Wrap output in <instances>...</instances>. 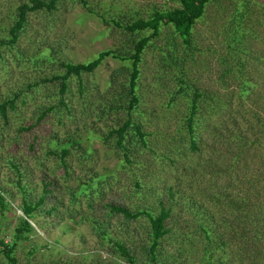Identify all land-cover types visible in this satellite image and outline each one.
I'll return each instance as SVG.
<instances>
[{
    "label": "rangeland",
    "instance_id": "obj_1",
    "mask_svg": "<svg viewBox=\"0 0 264 264\" xmlns=\"http://www.w3.org/2000/svg\"><path fill=\"white\" fill-rule=\"evenodd\" d=\"M241 1L245 16L239 36L234 14ZM27 2L0 0V41H7L17 7ZM55 5L51 12L28 13L14 47L0 50V104L14 101L6 107V119L0 115V189L9 202V209L0 211L4 244L14 241L24 218L9 163L23 174L28 200H37L44 184L49 190L28 220L32 232L16 243V264H126L115 242L128 249L136 264H149L148 220H125L110 213L108 205L157 215L160 201L173 208L166 222L170 231L156 251L158 264H264V0H215L193 26L189 50L179 44L165 58L155 48L142 54L139 104L131 112L147 134V148H132V159L144 162L137 173L141 186L134 188L130 170H119L99 184L97 194L76 199L71 194L80 184L115 171L122 159L113 137L104 138L125 122L129 65L107 57L92 73L81 75L83 93L70 77L64 81L63 107V81L53 80L63 74L60 63H86L105 50L126 54L141 34L131 36L122 26L179 4L56 0ZM170 34L162 28L157 45L165 46ZM44 49L51 60L38 62ZM182 76L207 99L200 100L195 123L196 150L184 124L190 97L177 95L169 102ZM53 143L68 144L66 174L59 149L56 155L51 151ZM90 219L109 239L95 232ZM201 227L209 231L211 243ZM0 264H8L1 253Z\"/></svg>",
    "mask_w": 264,
    "mask_h": 264
},
{
    "label": "trees",
    "instance_id": "obj_2",
    "mask_svg": "<svg viewBox=\"0 0 264 264\" xmlns=\"http://www.w3.org/2000/svg\"><path fill=\"white\" fill-rule=\"evenodd\" d=\"M27 3H23L19 5L16 9V20L8 29V38L7 41H0V50L2 47L11 46L14 47L17 39L20 36L25 24H26V16L28 13H33L37 11H46L51 12L56 8V0H27ZM84 4V0H80ZM179 6L171 8V9H163L160 11H155L150 17L147 19H137L133 22L128 23L125 26H122L123 30L128 32L131 36L141 34L140 38H134L135 40L130 44L131 50L128 53H122L120 50H105L96 55V57L86 63H78L74 64L71 62H61L60 66L63 69V74L54 76L53 80L63 81L59 93L61 95L60 98V106L66 107L65 100L62 98L65 90L66 84L64 81L68 80L70 77H75L78 81V89L80 93H83V87L81 85V75L83 73H92L100 64L107 58L111 57L120 61L127 62L129 65V73L127 77L126 84V104H123L122 107L126 110L127 116L125 122L122 125L118 126L116 129H112L108 132L107 136L104 138L106 141H109L110 138L113 137L114 144L116 148L121 152L122 159L119 161L118 166L115 171L105 173L104 175L98 178H92L90 181L82 183L79 185L78 189L73 192L71 195L74 199L76 197L83 195L89 197L91 194H97L99 184L101 185L104 181H107L111 175L119 172V170H125L127 172L130 170V174L134 183V188L139 189L141 186V178L137 175V173H141V169L144 165V162L137 159H132V155L135 154L132 148H147L146 135L142 131L141 125L131 116V112L136 109V106L139 104V96L137 94L138 86H139V78L141 75L140 64L141 57L144 52L149 48H155L158 53L162 55L164 58L166 56H170L175 48L180 44L183 46L185 51L189 50L192 40H191V32L195 23L200 20L204 16V11L206 6L215 1V0H177ZM241 6L239 9H236L234 16L236 17V22L238 24L237 32L239 36H242L243 31L242 27H240L242 20L245 16L244 10V1H241ZM241 8V9H240ZM110 23L120 27L121 25L114 19L110 20ZM162 28H167L171 30V34L169 36V41L167 40V44L159 47L156 41L160 35ZM179 41V43L177 42ZM235 43V41H233ZM238 53H235L232 57H237ZM51 56L47 49H44L43 53H41L40 57L37 58V61H50ZM240 64V63H238ZM241 69V65L237 66ZM240 71V70H238ZM178 86L176 90L172 93V97H170V101L172 102L177 95L188 96L190 97V107L188 110V114L184 119V124L187 129L190 138V147L192 150H196V145L194 141V128L197 118L200 112V100L203 99L204 103L207 102V99H204L199 92L193 87H191L184 77H179ZM244 87H242L243 89ZM243 93L244 91L241 90ZM14 101L10 100L9 103L3 102L0 104V115L2 118L6 119V107L8 105H13ZM213 105L209 106L212 108ZM50 109H47V111ZM47 111L41 113V115L36 119V124H38L47 114ZM31 127H29L30 129ZM24 129V128H22ZM74 142V141H72ZM78 143V142H77ZM54 144V143H53ZM128 144V146H127ZM256 143L253 142L250 145L254 146ZM68 144L62 145L58 147L54 144V149L51 150L53 155L57 154V149H59V153L62 158V166L64 168V172L68 171L65 161L63 157L67 154ZM11 164V167L16 172V187L22 195L20 200V210L23 213L24 218L20 219V224L15 228L14 233V241L10 245L4 244L3 240H0V253L5 258L8 264H16V260L13 256L14 248L16 246L17 241L26 240V236L24 234L32 232V228L28 222L29 219L34 218L35 212L39 210L41 205L44 203V199L48 193V184L43 185V191L41 196L35 200H28L25 185H22L23 174L19 171L18 167ZM139 173V174H140ZM179 192V191H178ZM7 192H4L0 189V211L6 212L9 209V202L6 197ZM168 196L170 201L173 200L174 194L171 192V189L168 190ZM184 204H191V200L189 197H185L183 200ZM177 203V202H175ZM231 206H235L233 201H231ZM160 209L157 215H152L147 211H136L130 212L122 206H118L115 204H109V212L116 215H121L125 220H137L141 217H144L149 222V246L147 249L148 252V263L149 264H158L157 263V255L156 251L160 244V240L165 237L170 229H167L166 222L170 218L171 210L173 206L168 208L165 207V203H159ZM190 206V205H189ZM51 211H55V206H53L50 211H47L49 214ZM92 223V228L96 233L101 235L103 240L109 239L106 230H103L100 227L99 223H95L93 219H90ZM254 225V224H253ZM251 227V226H249ZM201 231L205 234L206 239L211 243L209 231H206L204 227H201ZM210 245V244H209ZM115 249L118 253L117 256L122 258L126 264H136V259L132 254L129 253L128 249L118 243L115 242ZM207 250V249H206ZM208 251V250H207Z\"/></svg>",
    "mask_w": 264,
    "mask_h": 264
}]
</instances>
